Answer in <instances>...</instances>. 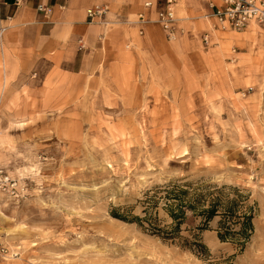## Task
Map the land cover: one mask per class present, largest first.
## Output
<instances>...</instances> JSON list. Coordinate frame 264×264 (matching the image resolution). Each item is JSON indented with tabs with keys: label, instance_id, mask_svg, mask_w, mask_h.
I'll return each instance as SVG.
<instances>
[{
	"label": "rangeland",
	"instance_id": "obj_1",
	"mask_svg": "<svg viewBox=\"0 0 264 264\" xmlns=\"http://www.w3.org/2000/svg\"><path fill=\"white\" fill-rule=\"evenodd\" d=\"M177 15L175 41L106 49L81 71L45 65L5 85L0 66V264H264V28L236 40L248 29ZM198 20L209 45L188 37ZM177 181L247 195L243 252L218 239L220 218L200 255L111 216L140 215L147 193Z\"/></svg>",
	"mask_w": 264,
	"mask_h": 264
},
{
	"label": "crops",
	"instance_id": "obj_2",
	"mask_svg": "<svg viewBox=\"0 0 264 264\" xmlns=\"http://www.w3.org/2000/svg\"><path fill=\"white\" fill-rule=\"evenodd\" d=\"M172 2L181 19H192L212 13L211 2L217 0H164ZM152 2L153 8L146 10L144 4ZM159 0H0V66L5 85L12 83L17 72L51 65L53 70L73 71L93 55L107 49L110 53L126 47L149 42L153 35L160 34L167 41L159 24L136 25L139 13L155 21ZM43 7L47 11H40ZM95 7H106L107 14L94 23L87 12ZM192 31L191 40L202 43V35L209 33L208 21L184 22ZM183 23V24H184ZM255 28L264 26L251 24L244 33L233 34L236 40L249 37ZM143 31V36L139 31ZM85 38L87 50H78V40ZM215 38V37H214ZM182 38L181 40H184ZM189 39V38H188ZM81 69V70H80ZM75 73V72H74Z\"/></svg>",
	"mask_w": 264,
	"mask_h": 264
},
{
	"label": "trees",
	"instance_id": "obj_3",
	"mask_svg": "<svg viewBox=\"0 0 264 264\" xmlns=\"http://www.w3.org/2000/svg\"><path fill=\"white\" fill-rule=\"evenodd\" d=\"M247 202V195L237 188L177 181L147 193L140 202V215H134L133 208H115L110 214L114 219L136 224L164 242L179 243L200 255L207 252L201 233L208 230L213 220L220 218L218 239L223 243L236 244L243 252L255 232L253 221L256 212ZM160 208L169 219L168 223L160 219ZM198 220V227L187 229L190 234L185 237L183 227Z\"/></svg>",
	"mask_w": 264,
	"mask_h": 264
},
{
	"label": "built area",
	"instance_id": "obj_4",
	"mask_svg": "<svg viewBox=\"0 0 264 264\" xmlns=\"http://www.w3.org/2000/svg\"><path fill=\"white\" fill-rule=\"evenodd\" d=\"M210 8L212 13L204 15L205 20L213 21L214 28L220 30H231L235 32H242L249 28L251 24L264 26V0H217L211 2ZM152 2H146L144 8L150 10L153 8ZM158 13L155 23H158L164 30L166 37L170 41H175L180 34L178 27V19L175 14L174 4L172 2H165L159 0L157 3ZM40 11H47L43 7H39ZM108 12L106 7H95L87 12V16L94 23L97 19H102ZM137 24L139 26H146L153 23L145 14L139 13L137 16ZM143 35V31L140 30ZM209 35H204L202 41L209 45ZM80 49L85 48L84 40L79 41Z\"/></svg>",
	"mask_w": 264,
	"mask_h": 264
}]
</instances>
